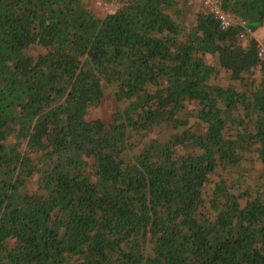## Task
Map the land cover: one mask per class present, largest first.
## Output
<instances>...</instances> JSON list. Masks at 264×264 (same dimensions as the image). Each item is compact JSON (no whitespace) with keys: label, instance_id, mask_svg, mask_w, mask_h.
I'll use <instances>...</instances> for the list:
<instances>
[{"label":"trees","instance_id":"obj_1","mask_svg":"<svg viewBox=\"0 0 264 264\" xmlns=\"http://www.w3.org/2000/svg\"><path fill=\"white\" fill-rule=\"evenodd\" d=\"M218 1L0 0V264H264V0Z\"/></svg>","mask_w":264,"mask_h":264},{"label":"built area","instance_id":"obj_2","mask_svg":"<svg viewBox=\"0 0 264 264\" xmlns=\"http://www.w3.org/2000/svg\"><path fill=\"white\" fill-rule=\"evenodd\" d=\"M192 2L197 1L202 3L206 8H208L220 21V26L222 29H226L231 25H237L240 23L239 19L235 16L227 14L221 3L218 0H190ZM259 54L261 57H264V43L259 45Z\"/></svg>","mask_w":264,"mask_h":264},{"label":"rangeland","instance_id":"obj_3","mask_svg":"<svg viewBox=\"0 0 264 264\" xmlns=\"http://www.w3.org/2000/svg\"><path fill=\"white\" fill-rule=\"evenodd\" d=\"M103 10H107L108 12L111 11L110 8H100L99 12H102ZM255 37L258 38L260 43H264V29L260 30L258 33L255 34ZM246 38V36H245ZM41 49L40 48H34L31 52H34V54H37ZM111 108H112V102L111 100L107 99L105 100V102L102 104L101 107H99V109L94 110L93 112V116L94 117H102L105 114H108L109 112H111ZM260 168L258 166H254L253 170L251 171L252 175H253V179L255 177H258L260 175ZM264 190V188H263Z\"/></svg>","mask_w":264,"mask_h":264}]
</instances>
